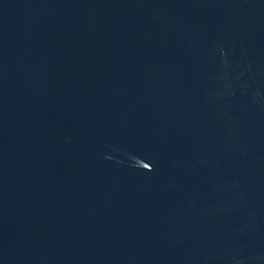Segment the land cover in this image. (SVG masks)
Segmentation results:
<instances>
[{"label": "water", "instance_id": "water-1", "mask_svg": "<svg viewBox=\"0 0 264 264\" xmlns=\"http://www.w3.org/2000/svg\"><path fill=\"white\" fill-rule=\"evenodd\" d=\"M0 264H264V0H0Z\"/></svg>", "mask_w": 264, "mask_h": 264}]
</instances>
